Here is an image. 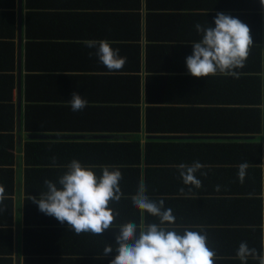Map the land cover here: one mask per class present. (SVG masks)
<instances>
[{
  "label": "crops",
  "instance_id": "crops-1",
  "mask_svg": "<svg viewBox=\"0 0 264 264\" xmlns=\"http://www.w3.org/2000/svg\"><path fill=\"white\" fill-rule=\"evenodd\" d=\"M217 13L249 27L252 45L247 60L235 70L237 76L194 77L186 58L192 54L191 43L201 38L195 25L215 27ZM85 40L109 41L126 57L123 69L110 72ZM73 92L88 102L82 111L70 108ZM256 116L262 121L261 133L244 134ZM29 123L51 131H30ZM68 126L85 132L58 130ZM115 127L120 133L100 132ZM130 129L133 132L126 131ZM45 135L86 137L34 138ZM117 136L140 138L143 147L151 140L193 148L210 145L198 162L211 170L239 167L216 162L224 154L215 151L223 145L254 141L264 151L260 0H0V169H15L12 211L0 202V264L102 263L99 256L89 260L68 252V231L85 243L100 234H76L67 222L61 224L40 212L38 205L30 208L27 217L25 151L29 142L37 140L104 141ZM184 153L174 152L173 158ZM12 160L13 165H8ZM262 170L264 255V157ZM235 178L213 173L209 184ZM219 216L224 219L227 213ZM224 226L202 228L218 231ZM92 246L91 252L95 243Z\"/></svg>",
  "mask_w": 264,
  "mask_h": 264
},
{
  "label": "trees",
  "instance_id": "trees-1",
  "mask_svg": "<svg viewBox=\"0 0 264 264\" xmlns=\"http://www.w3.org/2000/svg\"><path fill=\"white\" fill-rule=\"evenodd\" d=\"M260 84V83H259ZM251 114H253L251 112ZM261 118L245 128L244 134L258 135L261 133ZM30 131L50 132L51 130L35 124L28 125ZM66 132H85L68 126ZM120 133L118 128L102 130ZM133 132V129L126 130ZM119 137V136H117ZM104 141H33L26 147V168L23 180L25 193V214H30V208H37L31 197L39 198L46 191L45 180L57 182L65 171L66 165L72 160H78L82 165L90 167L97 177L102 175V170L108 166L110 170L118 168L122 173L119 182L121 199L118 202H109V207L114 210L112 227L98 235L89 243H85L68 231L69 254L79 257L99 256L102 263L110 264L116 253L104 256L105 247L116 248V236L119 227L123 224L134 222L140 228L147 224L159 223L157 217L142 212L133 206L131 197L143 186L146 195L151 200L164 201V208H171L176 217L175 223L169 225L171 230L183 234L185 226H198L201 234L207 236V246L215 252L214 264H241L236 256V251L241 242H247L250 249H255L258 255L263 254V146L260 142L239 143L223 145L215 151L224 154L219 164L240 165L247 163L246 175L243 182H238L237 168L228 169H200L195 173L201 181L200 187L185 185L179 174L178 165H191L202 160L203 154L210 145L197 144L182 146L179 142H161L151 140L146 147L141 144L140 138L119 137ZM185 152L182 156L173 158L174 152ZM12 159V158H11ZM8 165H13V160ZM61 165L62 168H57ZM201 173H206L202 175ZM213 173L222 176H231L225 182L219 180L217 184H209ZM0 185L5 189V199L0 202L9 204L12 211V197L15 190V169H0ZM183 189V191H181ZM221 196L222 198H219ZM227 213L222 219L219 215ZM208 224H224L222 230L209 231ZM28 235V234H27ZM92 243H95L91 252ZM39 252V249L36 250ZM247 264H259V259L249 256Z\"/></svg>",
  "mask_w": 264,
  "mask_h": 264
},
{
  "label": "clouds",
  "instance_id": "clouds-1",
  "mask_svg": "<svg viewBox=\"0 0 264 264\" xmlns=\"http://www.w3.org/2000/svg\"><path fill=\"white\" fill-rule=\"evenodd\" d=\"M260 3L264 7V0H260ZM214 23L215 27H204L199 23L195 25L201 38L191 43L193 51L186 58L188 72L194 77L218 73L237 76L235 70L244 67L252 45L250 29L238 18L224 13H217ZM83 43L87 48L96 50L99 62L110 72L123 69L126 57L120 56L119 49H114L109 41L85 40ZM68 103L73 112H79L88 102L73 92ZM177 167L185 185L200 187L201 181L195 173L204 165L197 161L192 165L180 164ZM66 168L67 171L57 182L44 181L46 191L38 199L31 197L38 205V210L56 218L61 224L67 222L76 234H101L111 228L115 216L109 202L121 199V171L118 168L110 170L105 166L102 175L97 177L91 168L75 159ZM247 168V163L239 165L238 177L241 182ZM4 198L5 189L0 185V200ZM131 199L134 207L157 217L159 223L147 224L143 228L134 222L121 225L116 236V248L108 246L104 249V256L113 251L116 253L110 264H214L216 254L207 246L206 235L192 230L179 234L169 228L175 223L176 217L171 208H164L162 199H149L143 186ZM236 256L241 264H247L249 256L259 259V264H264V255H258L255 249H250L247 242L240 243Z\"/></svg>",
  "mask_w": 264,
  "mask_h": 264
},
{
  "label": "water",
  "instance_id": "water-1",
  "mask_svg": "<svg viewBox=\"0 0 264 264\" xmlns=\"http://www.w3.org/2000/svg\"><path fill=\"white\" fill-rule=\"evenodd\" d=\"M22 7V6H21ZM22 11V8H21ZM67 138V139H85L86 136H78V135H63V136H54V135H45V136H35L34 138H47V139H55V138ZM111 138V136H94L93 139H102V138Z\"/></svg>",
  "mask_w": 264,
  "mask_h": 264
}]
</instances>
